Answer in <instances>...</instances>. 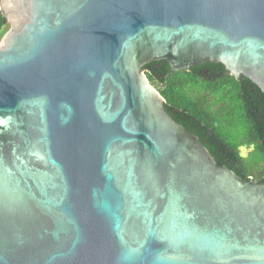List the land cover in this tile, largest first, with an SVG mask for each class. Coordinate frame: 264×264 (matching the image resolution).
<instances>
[{
	"label": "water",
	"instance_id": "water-1",
	"mask_svg": "<svg viewBox=\"0 0 264 264\" xmlns=\"http://www.w3.org/2000/svg\"><path fill=\"white\" fill-rule=\"evenodd\" d=\"M0 264H264V183L217 165L143 67L264 94V0H0Z\"/></svg>",
	"mask_w": 264,
	"mask_h": 264
},
{
	"label": "trees",
	"instance_id": "trees-1",
	"mask_svg": "<svg viewBox=\"0 0 264 264\" xmlns=\"http://www.w3.org/2000/svg\"><path fill=\"white\" fill-rule=\"evenodd\" d=\"M9 27L0 11V41ZM143 70L150 85L164 99L166 112L176 123L198 136L217 165H225L242 179L264 183V94L256 85L246 78L236 80L221 64L204 63L171 71L167 62L161 60L146 64ZM227 84L235 88L236 100L249 126V140L243 144L256 149L262 157L259 162L246 164L249 152L246 157L241 156L238 146H230L213 126L214 113L218 114L224 106L221 101L214 104L216 96L213 94ZM251 167H256L257 171Z\"/></svg>",
	"mask_w": 264,
	"mask_h": 264
},
{
	"label": "rangeland",
	"instance_id": "rangeland-1",
	"mask_svg": "<svg viewBox=\"0 0 264 264\" xmlns=\"http://www.w3.org/2000/svg\"><path fill=\"white\" fill-rule=\"evenodd\" d=\"M217 91L216 94H213L216 96V98L213 99L214 104L221 101L224 102V106L218 114L214 113L215 121L213 126L217 129L220 136L226 142H229L230 146L237 145L240 155L246 157L248 152L256 151V149L253 146H246L243 144V142L249 140L250 130L243 119L242 111L236 100V90L232 84H227L222 88H218ZM249 153L248 155H250V158H248L246 164L262 160V157L257 151L256 153ZM252 169H256V167ZM255 171H257V169ZM255 171L250 170L251 173H255Z\"/></svg>",
	"mask_w": 264,
	"mask_h": 264
}]
</instances>
